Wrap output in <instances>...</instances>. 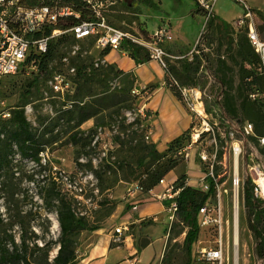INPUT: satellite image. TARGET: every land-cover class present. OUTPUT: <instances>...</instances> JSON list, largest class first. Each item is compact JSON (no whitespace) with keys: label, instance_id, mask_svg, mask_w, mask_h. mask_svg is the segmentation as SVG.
<instances>
[{"label":"rangeland","instance_id":"1","mask_svg":"<svg viewBox=\"0 0 264 264\" xmlns=\"http://www.w3.org/2000/svg\"><path fill=\"white\" fill-rule=\"evenodd\" d=\"M152 2L154 5L147 8L138 4L125 6L123 1H118L105 11L104 16L111 26L133 35L143 31L150 34L147 28L153 33L162 22H167L166 18L176 23L178 19L184 17L182 22L190 24L192 32L194 29L195 32L198 30L202 21L203 25L199 33L202 34L204 41L208 39L213 43L199 47L198 55L205 53L207 62L203 64L195 56L189 60L188 53L176 55L181 57L173 60L176 66L179 63L177 71L180 73L179 65H188L189 72L179 76L171 72V75L167 77L170 88L177 92L185 89L188 93L196 89L207 120L211 124L222 125L226 121L240 123L248 121L255 128L258 125V130L263 132L264 75L259 72L258 57L253 52L249 56L245 55L249 45L245 36L239 30L237 32L234 30L233 23L243 14L246 6L253 13L256 30L264 40V0H243V7L236 0L215 1L214 10L217 19L230 21L229 26L225 27V40L219 39L214 29L206 28L207 21L203 20L202 16L189 15L193 0H152ZM161 18L165 19L161 21ZM173 35L172 32L171 41L174 39ZM239 40L240 48L237 46ZM237 49L241 50L239 55L234 51ZM64 56L67 57L66 65L84 64L95 67V64L98 66L109 64L101 62L92 42L72 43L71 40L66 39L56 49L55 57L48 68L52 67L51 71H54L58 67L66 74L68 71L65 64L59 66ZM245 70L251 71L253 76L256 75L259 78L258 83L250 90L245 86L249 80L242 77ZM49 75H38L36 86L28 98L29 103L26 104L31 107V110L25 111L26 119L30 122L33 131L43 141L44 150L39 154L40 165L15 154L9 167L0 175L1 218L6 224H14L20 218V214H26L27 241H35L38 245H42L44 241H55L59 236L54 204L45 205L39 194L40 189L43 187L44 190L52 180L62 193L76 199L74 206L77 215H83L90 226H98L105 231L120 227V219L128 210L127 206H130L127 188L130 184L140 183L143 179L141 168L136 167L134 153L131 151V147L135 144L133 140L130 145L131 138L137 139L138 135H142L143 141L149 143L146 128L141 122L144 113L138 112L139 100L131 91L130 95L134 97L132 101L129 100L120 105L108 103L107 108L100 109L94 117L83 122L79 127H75V120L65 112L63 104L67 102V99L73 101L71 105L75 106L98 101L105 94L114 93L119 87V77L107 80L105 87L103 84L90 82L88 84L90 89L83 87L82 80L78 78V87L76 85L74 94L62 100L49 90L47 83ZM32 76L35 74H15L1 79L0 99L7 107H14L17 104L19 94L25 90ZM171 79L176 82V85L171 82ZM191 101L192 98L189 99V103ZM189 103L183 101L184 106L192 113ZM95 123H99L98 126H95ZM76 132L81 137L78 141L73 140ZM254 134L258 135L257 132ZM255 136L244 140L243 154L238 157L236 171L235 162L227 152L228 150H221L218 153L217 163L214 165L216 174H222L225 171L223 187L228 192L229 206H232L235 173L239 178L237 245L233 244L234 236L230 227H225L224 241L229 244L228 264L258 262L253 251L254 239L246 225V210L241 195L243 182L255 178L254 167L260 163V150ZM76 159L82 163L81 167L75 166ZM121 159L126 160L128 165L120 167ZM89 163H91V170H89ZM200 170L205 171L202 163H200ZM185 171L186 163L181 161L172 172L170 171L169 178L185 174ZM226 217L230 221L229 215ZM53 221L57 223L56 228H53ZM166 222L167 220H164L162 224ZM150 224L152 220L145 218L140 226L147 227ZM127 227L135 237H141L147 232V230L142 232L139 227L137 231L131 230L132 226L127 225ZM4 228L1 229L4 230ZM185 231L186 227L177 215L172 221L168 220L163 233L165 264H184L186 254L182 247V240ZM8 232H11L18 241V226L14 225ZM33 234L38 236L36 240H33L35 239ZM200 236L209 237L207 232H201ZM94 239L93 231H81L75 250L85 248ZM57 249L58 244L53 243L49 252L50 258L56 254Z\"/></svg>","mask_w":264,"mask_h":264},{"label":"trees","instance_id":"2","mask_svg":"<svg viewBox=\"0 0 264 264\" xmlns=\"http://www.w3.org/2000/svg\"><path fill=\"white\" fill-rule=\"evenodd\" d=\"M97 1L99 0H19L18 2L26 6L57 3L60 6H70L74 11L79 13L78 19L72 16L66 17L58 20L53 26L45 27L44 34H48L54 29L65 30L79 21L94 19L95 14L93 6ZM122 1L125 3V6L138 4L148 8L154 5L152 0ZM191 13L192 16L206 17L207 15L206 11L199 6L197 0H193ZM215 20H217V17L213 13L206 22V28L208 29ZM141 34L146 35L147 33L143 31V33L136 34V36ZM26 37L28 38L29 35ZM66 39L71 40L72 43L90 41L94 45V41L91 38L75 40L70 34L57 36L48 42L46 52L36 53L31 51L25 58L22 69L17 73H29L31 75L35 74V76H32L27 82L25 90L19 94L17 104L14 107H8L10 116L0 120V175L9 167L10 161L15 154L23 159H29L35 164L40 165L39 154L44 150L43 141L35 131H33L30 122L26 119L24 107L29 103L28 98L32 93V89L36 86L38 75L50 74V79L54 73H64L61 72V69L58 67L56 70L51 71L52 67L49 69L48 65L55 57L56 49ZM96 50L101 60L110 51L108 47ZM119 50L125 52L136 63H143L148 59L147 51L141 46L132 43L129 39H123L121 41ZM252 52V49L248 47L245 55L249 56ZM62 58L67 60L65 56ZM63 59L62 62L59 63L60 67L65 64L67 71L71 68L74 69V74L71 75V79L75 84V89L78 78L82 80V86H86V88L89 89L90 87L88 84L90 82H97L103 84L105 87L106 81L110 78H120L117 90H115L114 93L105 94L101 100L91 101L87 104L79 103L81 105L75 106L70 105V107H65L66 104H63L65 107L64 109H66L65 112L69 113V117L75 120V127H79L83 122L94 117L100 109L107 108L108 103L120 105L125 104L129 100L132 101V98H134L130 95L134 83L133 78H131L128 73L117 69L113 64H103L95 67L84 64L66 65V60L63 61ZM242 77L249 80L245 83V86L249 90L259 81V78L256 77V75L253 76L252 72L248 70L244 71ZM80 88L82 89V87ZM172 90L175 95L181 99L180 93L175 89ZM88 93H90V91H88ZM146 118L147 114L141 119V122H144ZM98 124L99 123H95V126H98ZM257 126L258 125H256V128L254 127V132L258 133L257 136L263 135L264 131L261 132L258 130ZM73 136L74 141H78L81 138L77 132L74 133ZM133 140H135V144L131 147V151L134 153L136 167L141 168V175L143 176L140 183H135L146 193L148 190L156 187L161 178H164L180 164L182 160L180 156L177 155V152L188 143L189 130L184 131L179 137L173 139L162 152H159L153 143L144 142L142 135H138L137 139L131 138L130 145ZM120 161L122 162L119 163L120 167L128 165L126 160L121 159ZM75 166L81 167L82 163L78 162V159H76ZM88 166L89 170H91V163H89ZM185 179V174H181L177 176L174 183L176 187L182 188L177 197V217L186 227L182 240V247L186 254L184 264H192V244L199 235L196 212L210 196L212 188H210L208 192H205L197 187L185 185ZM223 179L224 177H220L219 181L221 182ZM40 190L39 194L45 205L51 206V204H54L56 219L59 225L58 238L55 241H44L42 245H38L35 241H27V231L25 228V221L27 222L26 214H20V218L18 221L14 222V224H6L0 216V264H75V249L79 233L83 230L96 231L100 228L98 226H90L83 215H77L74 206V203L77 202L76 199L67 196L57 189L55 181L52 180L44 190L43 187ZM252 190L253 184L251 180H245L241 188V195L246 210V225L254 239V254L257 259H261V264H264V204L253 197ZM14 225L19 228L18 241L15 240L11 232H8ZM6 226L9 228H4ZM1 228H4V230ZM33 236L35 238L33 240L38 238L35 234H33ZM53 243L58 244V249L56 254L50 258L49 252ZM164 261L165 260L162 258L160 264H165Z\"/></svg>","mask_w":264,"mask_h":264},{"label":"built area","instance_id":"3","mask_svg":"<svg viewBox=\"0 0 264 264\" xmlns=\"http://www.w3.org/2000/svg\"><path fill=\"white\" fill-rule=\"evenodd\" d=\"M18 1L0 0V79L17 74L22 69L24 60L31 51L36 53L46 52L48 42L63 34H70L75 40L91 38L96 49L108 47L110 50H119L121 41L129 39L132 43L143 47L147 51L148 57L155 60L165 71L168 69V61L181 58L168 53L162 46L165 42L172 40V29L168 22H162L152 34H141L139 36L111 26L105 20L104 13L111 5L122 0H99L93 6L94 19L79 21L69 29H54L48 34H44L45 27L53 26L58 20L66 17L72 16L78 19L79 13L70 6H60L57 3L26 6ZM215 1L197 0L199 6L207 13L205 21L213 14ZM236 1L241 4L243 2V0ZM253 17V13L245 6L243 14L233 23V27L236 32L238 30L244 32L252 51L259 59V72L264 75V40L256 30ZM27 35H29L28 38ZM201 43L202 34L199 33L188 53L190 60H192V56L199 54ZM65 60L63 59V61ZM73 74V68L69 69L66 74L54 73L47 81L49 90L62 100L65 97L72 96L75 91V84L71 79ZM171 82L176 85L173 79H171ZM131 93L135 96L140 94L139 90L134 88H132ZM179 93L181 99L186 103H189V99L192 98L189 105L194 120L189 129V141L178 150L177 155L187 163L190 159V151L196 148L198 160L205 166V171L196 179V183L190 186L197 187L205 192L212 188L210 196L196 212L199 235L192 244V264L228 263L229 244L224 241L225 227L229 226L233 234L234 221L239 213V178H233L232 206H229L228 192L223 187L224 179L221 182L219 181L220 177H224L225 171L222 174H216L214 165L217 163L216 157L221 150H228L227 152L233 161L237 163L238 157L243 154L244 140L255 136L254 127L248 121L242 123L226 121L222 125L211 124L207 120L202 103L199 101L200 95L196 89L191 90L190 93L185 89H180ZM66 101L65 107H70L72 101L68 99ZM30 110L29 105L24 107V111L29 112ZM138 112L143 113L141 109H138ZM9 116V108L0 99V120ZM255 137L260 150V163H257L254 167L255 178L251 180L253 184L252 193L254 198L264 204V134ZM174 182L175 180L169 181L165 177L161 178L157 184V186H162L160 192H154L155 187L146 192L151 198L166 202L165 210L170 221L177 215V197L182 189L176 187ZM185 185H189L187 179H185ZM138 193L144 192L137 183H132L127 188L129 198H133ZM223 195L225 196L224 199ZM135 208V205H133V209ZM227 215H229L230 221L226 217ZM123 231H127V228L117 227L114 229V235L119 237ZM201 232H207L209 237L203 238L200 236ZM114 240L119 241V239ZM256 264H261V259H258Z\"/></svg>","mask_w":264,"mask_h":264},{"label":"crops","instance_id":"4","mask_svg":"<svg viewBox=\"0 0 264 264\" xmlns=\"http://www.w3.org/2000/svg\"><path fill=\"white\" fill-rule=\"evenodd\" d=\"M192 7L189 10V15L191 16ZM213 13L216 15L214 8ZM183 18L178 19L176 23L171 22L170 18H166L171 26L174 39L171 42H165L162 46L172 55L189 53L203 25L201 21L198 30L195 32L194 29L192 32V26L184 24L182 22ZM164 19L161 18V21ZM203 20H205V17H203ZM229 23L230 21H219L217 19L208 30L214 29L217 37L225 40V27L229 26ZM189 26H191L190 29ZM146 30L150 34L152 33L148 28ZM240 33L244 35L243 31H240ZM240 42L239 40L238 48H240ZM246 42L248 43L247 39ZM201 44L204 47V44L206 46L213 43L208 39L204 41L202 37ZM234 51L237 55L241 53L240 49ZM194 56L202 63L207 62V56L203 52ZM101 62L113 64L117 69L128 73L133 78V88L140 92L136 96V99L139 100V109L142 110L144 116L147 114V118L143 122L147 138L159 152L164 151L173 139L190 129L194 117L184 106L183 101L175 95L167 82V77L171 75V72L178 76L187 74L189 72L188 65H179V73L177 71L179 63L176 66L175 61L170 60L168 61V69L165 71L155 60L149 57L143 63H136L125 52L120 50H110ZM172 63L174 64L173 66L171 65ZM195 149L193 148L190 151V159L186 163L185 176L189 185H194L196 179L202 173ZM171 172L165 176L166 180L172 181L177 178V175L169 178ZM161 190L162 186L154 188V192H160ZM129 199L130 206H127L128 210L122 215L119 222V225L126 227L127 231H123L122 237L114 235V230L107 229L105 231V229H98L93 231V235H95L94 241L85 248L75 250V264H160L165 247L164 228L169 220L165 210L166 202L157 201L146 193L135 194L133 198ZM133 205H135V209H133ZM145 218H150L152 224L142 227L140 225ZM164 220H167V222L162 224ZM127 225L132 226L131 230L133 231L141 228L142 232H146L145 230L147 232L141 237H135L132 231L129 232ZM138 238L139 242H137ZM114 239H119V241L116 243Z\"/></svg>","mask_w":264,"mask_h":264},{"label":"bare ground","instance_id":"5","mask_svg":"<svg viewBox=\"0 0 264 264\" xmlns=\"http://www.w3.org/2000/svg\"><path fill=\"white\" fill-rule=\"evenodd\" d=\"M236 167H237V165H236V161H235V171H236ZM235 171H234V173H235ZM235 177H236V179L238 178L236 173H235ZM56 227H57V223H56V221H53V228H56ZM233 236H234L233 237L234 238L233 244L237 245V243H238V214H237V217L234 221ZM235 255H236V253H235Z\"/></svg>","mask_w":264,"mask_h":264},{"label":"water","instance_id":"6","mask_svg":"<svg viewBox=\"0 0 264 264\" xmlns=\"http://www.w3.org/2000/svg\"><path fill=\"white\" fill-rule=\"evenodd\" d=\"M57 252V251H56Z\"/></svg>","mask_w":264,"mask_h":264}]
</instances>
